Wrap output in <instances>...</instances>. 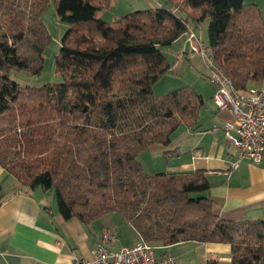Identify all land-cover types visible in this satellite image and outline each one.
<instances>
[{
	"label": "trees",
	"instance_id": "trees-1",
	"mask_svg": "<svg viewBox=\"0 0 264 264\" xmlns=\"http://www.w3.org/2000/svg\"><path fill=\"white\" fill-rule=\"evenodd\" d=\"M69 26L55 59L62 82L22 87L12 71L40 75L52 36L50 0H0V166L22 188L54 191L64 221L123 216L143 242L229 244L231 264H264V222H230L213 212L203 170L148 173L142 153L200 126L204 97L184 86L153 87L173 65L161 50L208 19V48L238 92L264 82V17L245 0H183L97 18L112 0H53Z\"/></svg>",
	"mask_w": 264,
	"mask_h": 264
},
{
	"label": "crops",
	"instance_id": "crops-1",
	"mask_svg": "<svg viewBox=\"0 0 264 264\" xmlns=\"http://www.w3.org/2000/svg\"><path fill=\"white\" fill-rule=\"evenodd\" d=\"M245 2L258 5L264 17V0ZM169 5L165 0L137 2L140 9L149 6L152 9L170 8ZM114 8L117 10V7ZM194 26L190 27L192 33H196ZM185 35L188 36V33ZM187 43L185 39L183 45ZM183 53L186 58L193 54L191 48L189 52H180L181 55ZM204 75L207 77L206 72ZM207 84L214 102L216 89L208 77ZM206 88L202 84L197 90L203 96ZM204 101L206 105L207 100ZM207 118L211 124L205 127L203 121ZM233 120L229 111L203 109L199 128L181 127L169 145L149 147L142 153L140 161L148 173L203 170L210 184L206 195L219 218L230 222H264V164H253L227 140L223 126ZM236 164L238 166L234 168ZM113 214L90 224H84L77 218L64 221L59 215L54 191L22 188L21 182L0 166V264H71L75 259L89 258L91 250L102 243V233L106 228L113 227L115 234ZM132 235L128 242L118 237L120 241L111 242L108 246L118 250L143 242L135 230ZM157 253L171 254L178 264H231L232 260L231 245L219 243L185 242L158 248Z\"/></svg>",
	"mask_w": 264,
	"mask_h": 264
},
{
	"label": "built area",
	"instance_id": "built-area-1",
	"mask_svg": "<svg viewBox=\"0 0 264 264\" xmlns=\"http://www.w3.org/2000/svg\"><path fill=\"white\" fill-rule=\"evenodd\" d=\"M187 40L191 51L201 56L208 70L209 81L216 89L213 96L216 107L220 111H229L233 116L234 120L223 126L227 140L253 164L263 165L264 83L238 92L208 46L192 32ZM116 240L114 228H106L102 233V243L91 250L90 257L75 259L71 264H178L174 256L169 253L158 255V248L145 242L114 251L108 244Z\"/></svg>",
	"mask_w": 264,
	"mask_h": 264
},
{
	"label": "rangeland",
	"instance_id": "rangeland-1",
	"mask_svg": "<svg viewBox=\"0 0 264 264\" xmlns=\"http://www.w3.org/2000/svg\"><path fill=\"white\" fill-rule=\"evenodd\" d=\"M139 1L142 2V0H112L111 7L99 13L97 15V18H101L103 21L109 24H113L117 20V18H119L117 12L122 15V18L126 14L132 11L134 12L135 10L144 11L153 8L149 6L145 7L144 9H140L137 6V2ZM183 2V0L179 1L180 10L177 12L178 14L180 13V15L184 18L187 14L190 13L191 10L188 7L184 6ZM173 6L174 5H169L170 8L174 9ZM114 7H117V10H115ZM126 9L127 11L125 12ZM42 20L44 21L52 36V43L49 45V47L44 53V70L40 75H32L24 71H12L11 79L17 82L22 87H42L44 85L57 84L62 82V78L55 71V59L61 49L62 37L64 36L65 32L69 29V26L64 23L61 17L57 14V9L53 0H50L46 11L42 16ZM193 24L195 25V34L197 38H199L200 42L208 46V19L200 24L189 23L188 35L192 32L190 30V27H192ZM183 37L187 39L188 36L184 35ZM184 38L174 43V45L172 46L161 48L164 55L173 65V68L157 84H155V86L153 87V91L156 94H164L171 92L176 88L184 86H191L197 89L199 87L201 88L202 84H204L207 87L206 93H203L204 99L207 100L204 111L206 110V108L207 110H216L217 107L215 103L212 102V99L210 97L211 88H209L210 86L209 84H207V77L209 81L208 70L205 64L203 63L201 56L196 53H193L190 58H186L184 53L182 55L180 54L182 50L189 52L191 48V44L189 45L187 43L183 45L185 41ZM205 72L207 73V77L204 75ZM209 124H211V120H209L208 118L203 121V125L205 127ZM112 216L114 217L112 223L116 225L115 234L117 236V241L125 240V242H128L129 239L133 238L132 231H134V229L132 228V226L126 223L122 215L114 213ZM118 237L120 238V240L118 239ZM112 249H114V251L117 250V248L115 247H112Z\"/></svg>",
	"mask_w": 264,
	"mask_h": 264
}]
</instances>
